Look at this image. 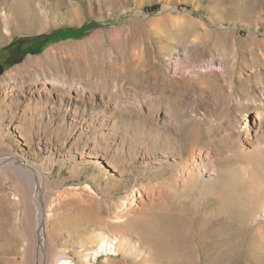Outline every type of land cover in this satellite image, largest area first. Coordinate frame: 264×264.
I'll use <instances>...</instances> for the list:
<instances>
[{
  "label": "rangeland",
  "instance_id": "rangeland-1",
  "mask_svg": "<svg viewBox=\"0 0 264 264\" xmlns=\"http://www.w3.org/2000/svg\"><path fill=\"white\" fill-rule=\"evenodd\" d=\"M84 25L0 75V264H264V0H0V62Z\"/></svg>",
  "mask_w": 264,
  "mask_h": 264
},
{
  "label": "bare ground",
  "instance_id": "bare-ground-1",
  "mask_svg": "<svg viewBox=\"0 0 264 264\" xmlns=\"http://www.w3.org/2000/svg\"><path fill=\"white\" fill-rule=\"evenodd\" d=\"M180 50L181 49H179L177 51L180 52ZM212 53H213L212 54L213 57H217V53L215 51H212ZM174 54H175V52H172L171 55L174 56ZM48 55L50 56L48 58H46V56L44 58L43 57L42 58H40V57L35 58L36 63L39 65V67L37 69L39 71V74H38V77L36 79V84L38 86H41L42 89H44L45 91H47L46 96L47 97L52 96L53 90H55L56 86L63 88V89H67L68 90L67 92H69V93H72V92L78 90L81 92L82 95L85 94L86 88L83 87V85L81 84L82 82H80L81 77L76 78L73 76H67L66 72L64 70L65 69V63L59 62L55 59H52L53 57H52L51 51L48 53ZM201 57H203V58L209 57L210 58L211 53L209 54L207 52H204V53H202ZM9 80H10V77H8V76H5L3 78V82H8ZM100 82L101 81H97V84L101 85ZM118 85L119 84L116 83L115 86H118ZM69 93L67 95H69ZM38 95L39 96L43 95L40 90H38ZM122 100L124 102L128 101L130 104H133V101H129L128 99H122ZM9 159L14 160V159H17V157L11 156V158H2L1 163L5 164L6 161H8ZM29 172L32 176V180H31L30 184H28V186H30V190L32 188V191H30V192L32 193L31 195H33V197L30 199L36 200V210H37V216H38L37 221L40 225V223L43 221V219L46 220L47 216H52V214L54 213L53 212L54 200L53 199L49 200L51 202L48 205L45 201L46 200L45 199L46 193L49 192L50 187L48 186V177L43 172V170L39 167L33 166L32 168L29 169ZM31 195L27 196V194H25L23 196H25L26 200H28ZM40 199H41L42 203L39 202ZM36 237H37V241H38L39 245H41V247L45 250V247H44L45 245L43 242V233L41 232V230L36 231ZM41 261H42L41 264H53L54 263L53 260L51 261V258H49L47 253L45 254V256L43 254ZM64 264H77V263H75L73 260L66 259Z\"/></svg>",
  "mask_w": 264,
  "mask_h": 264
},
{
  "label": "trees",
  "instance_id": "trees-1",
  "mask_svg": "<svg viewBox=\"0 0 264 264\" xmlns=\"http://www.w3.org/2000/svg\"><path fill=\"white\" fill-rule=\"evenodd\" d=\"M93 27L91 25H84L80 28H68L66 30H57L51 34H43L35 36L31 39H25L20 42V45L13 49L11 57L4 59L0 63L4 67L13 66L21 62L28 54L42 53L51 43L68 38H81Z\"/></svg>",
  "mask_w": 264,
  "mask_h": 264
},
{
  "label": "water",
  "instance_id": "water-1",
  "mask_svg": "<svg viewBox=\"0 0 264 264\" xmlns=\"http://www.w3.org/2000/svg\"><path fill=\"white\" fill-rule=\"evenodd\" d=\"M29 55V54H28ZM5 71V67L3 64L0 63V75L3 74Z\"/></svg>",
  "mask_w": 264,
  "mask_h": 264
}]
</instances>
